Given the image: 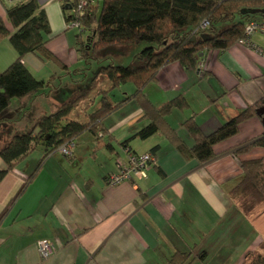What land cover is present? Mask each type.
Returning a JSON list of instances; mask_svg holds the SVG:
<instances>
[{"label":"crops","instance_id":"crops-1","mask_svg":"<svg viewBox=\"0 0 264 264\" xmlns=\"http://www.w3.org/2000/svg\"><path fill=\"white\" fill-rule=\"evenodd\" d=\"M18 1L0 0V17L9 29L6 8ZM37 1L49 23L47 47L60 65L31 53L22 62L38 79L55 76L53 86L59 76L55 67L67 71L69 62L77 61L75 35L73 48L58 0ZM64 52L72 60H64ZM17 56L8 38L2 39L0 71ZM200 60L196 70H186L179 62L161 67L156 80L143 89L153 106L176 95L185 98L187 107L172 109L166 120L189 146L193 139L183 124L187 118L208 134L264 98V32H254L247 43L236 42L224 51L211 50ZM133 88L123 84L108 94L109 100L118 101ZM50 94L12 99L0 126H8L11 133L28 129L56 106L45 104ZM147 123L131 100L105 118L104 136L83 133L69 156L57 151L42 159L39 145L8 171L0 180V264H165L176 251L193 252L190 264H239L246 251L256 249L259 216H244L228 191L241 174L231 150L264 132L261 120L254 116L240 122L236 134L213 145L218 155L206 163L184 158L160 134L132 136ZM9 137L0 130V147ZM125 145L135 153L152 152L155 163L140 179L108 184L106 176L116 171V158L126 160ZM262 155L264 148L254 146L240 158ZM4 168L0 157V170ZM235 235V242H229ZM41 239L53 244L49 257L39 254Z\"/></svg>","mask_w":264,"mask_h":264},{"label":"trees","instance_id":"trees-1","mask_svg":"<svg viewBox=\"0 0 264 264\" xmlns=\"http://www.w3.org/2000/svg\"><path fill=\"white\" fill-rule=\"evenodd\" d=\"M58 1L66 25L71 21L78 22L75 45L79 58L85 64L98 59L97 52L109 45L141 42L148 45L134 53L127 65L108 63L99 66L86 87L62 101L54 111L40 115L28 129L11 133L8 126H0L2 132L10 134L8 141L0 147V157L5 163V168L0 170V180L39 145L43 147L41 158L44 159L59 151L64 143L70 140L75 142L83 133L104 136L107 133L103 124L105 118L131 100L137 102L143 117L148 119V123L133 137L146 139L160 134L184 158L196 159L200 163H206L218 155L213 151V145L236 134L240 122L256 116L264 124V112L259 111L264 107V98L247 105L208 134H204L192 118H187L183 124L193 139L189 146L166 120L172 109L187 107L185 98L176 95L159 106H153L143 94V89L156 80L161 67L179 62L186 70H196L204 54L211 50L224 51L244 38L247 22L264 20V12H250L264 10V0H87L81 11H77L80 0ZM6 18L11 29L0 17V41L8 38L18 56L5 70L0 71V125L3 123L2 114L12 99L47 95L51 91L55 76L48 81L36 78L22 62L23 57L31 53L41 60H58L47 47L49 23L37 0H22L8 6ZM203 20L208 22L205 28L199 26ZM224 23L229 25L220 29ZM85 32L90 34L83 39ZM57 64L60 65L59 62ZM101 77L107 81L104 86L99 85ZM126 83L133 85V91L118 101H110L108 94ZM76 110L79 112L72 117ZM79 116L82 119H78ZM254 146L264 148V132L231 150L239 160L241 174L228 193L234 205L246 217L264 205V155L240 158L241 154ZM34 173L25 177L20 192L24 191ZM203 255V251L197 254L200 258ZM193 258L191 251H176L165 264H190ZM239 264H264V242L260 241L256 249L246 251Z\"/></svg>","mask_w":264,"mask_h":264},{"label":"rangeland","instance_id":"rangeland-1","mask_svg":"<svg viewBox=\"0 0 264 264\" xmlns=\"http://www.w3.org/2000/svg\"><path fill=\"white\" fill-rule=\"evenodd\" d=\"M229 23L221 24L220 29L228 26ZM68 31H70L71 35L68 38L70 42L69 45L71 47L74 46V35L78 33L77 27H69ZM90 33L85 32L82 34V38L86 39L87 35ZM148 43L141 42L139 44H113L105 47L101 51H98L96 57L99 61L93 60L90 64H85L82 59L79 58L78 52L75 50V59L77 60L74 63L69 62L68 70H63L58 67H55L59 72V76L57 77L56 81L53 83L51 88L50 94V101H45V104L55 103L56 106L53 108L55 110L57 106L64 101L74 95L77 94L78 90L82 87H86L89 84L90 79L94 76L96 71L98 70L99 66L106 65L108 63H112L114 65H127L131 62V56L133 53L140 51L142 48L147 46ZM74 48V47H73ZM61 56L64 60H72V58L66 52L62 53ZM106 79L101 77L99 79V85L104 86ZM131 84V83H130ZM122 86V85H121ZM114 90V91H113ZM112 92H117L118 88L113 89ZM111 92V93H112ZM98 100V99H97ZM97 102V101H96ZM96 105V104H95ZM93 106V108L95 107ZM92 108V109H93ZM90 109V110H92ZM51 110V111H53ZM79 110L74 111L72 113V117L78 113ZM78 119H82L80 116ZM254 216H259L256 220L261 221V242H264V205H261L259 208L256 209L254 212ZM241 218L238 219V224H240ZM245 226V223H243ZM235 236L230 238L229 242H235ZM252 237V236H251ZM251 239V238H250ZM245 245V244H244Z\"/></svg>","mask_w":264,"mask_h":264},{"label":"built area","instance_id":"built-area-1","mask_svg":"<svg viewBox=\"0 0 264 264\" xmlns=\"http://www.w3.org/2000/svg\"><path fill=\"white\" fill-rule=\"evenodd\" d=\"M87 0H80L77 5V11H81L86 5ZM69 27H77V21L68 23ZM201 28L208 26V22L203 20L199 25ZM264 32V20H250L244 26V38L238 40V43L248 42L249 36L254 32ZM75 142L70 140L59 147L62 154L69 155L74 148ZM126 160L116 158V171L109 174L106 181L114 185L123 181H134L145 176L147 169L155 163V156L151 152L135 153L129 148L124 149ZM37 249L42 258L49 257L53 253V244L48 239H41L37 243Z\"/></svg>","mask_w":264,"mask_h":264},{"label":"water","instance_id":"water-1","mask_svg":"<svg viewBox=\"0 0 264 264\" xmlns=\"http://www.w3.org/2000/svg\"><path fill=\"white\" fill-rule=\"evenodd\" d=\"M250 12L251 13H258V12H264V10L256 9V10H250ZM259 111L264 112V107L259 108Z\"/></svg>","mask_w":264,"mask_h":264}]
</instances>
